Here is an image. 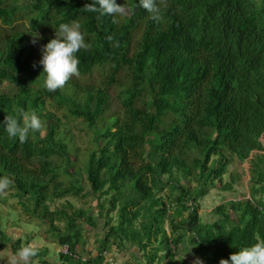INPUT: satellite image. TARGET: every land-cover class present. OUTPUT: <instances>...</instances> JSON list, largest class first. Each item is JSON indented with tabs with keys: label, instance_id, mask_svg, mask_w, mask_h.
Listing matches in <instances>:
<instances>
[{
	"label": "trees",
	"instance_id": "trees-1",
	"mask_svg": "<svg viewBox=\"0 0 264 264\" xmlns=\"http://www.w3.org/2000/svg\"><path fill=\"white\" fill-rule=\"evenodd\" d=\"M127 1L129 16H109L88 11L91 0H0V121L33 111L42 121L23 142L0 125V177L23 211L67 245L57 251L66 264H103L104 252L127 244L146 264L164 254L173 264L182 244L203 264H219L264 240V0H156L159 22L140 0ZM61 23H79L90 47L77 53L79 75L49 91L41 46ZM95 70L101 79L79 78ZM78 117L91 143L75 162L69 123ZM253 150L262 152L251 159L249 198L220 202L202 221L198 200L216 180L231 190L227 166ZM69 195L96 205L65 199L49 208ZM81 221L103 227L89 257L75 252ZM0 238L1 246L10 237Z\"/></svg>",
	"mask_w": 264,
	"mask_h": 264
},
{
	"label": "rangeland",
	"instance_id": "rangeland-1",
	"mask_svg": "<svg viewBox=\"0 0 264 264\" xmlns=\"http://www.w3.org/2000/svg\"><path fill=\"white\" fill-rule=\"evenodd\" d=\"M117 3L121 4L123 8V11L120 14L123 16H129V1L117 0ZM25 21L28 24L26 19ZM138 34L139 32L135 33L133 38H136ZM102 77L103 75L100 76L97 70H95L91 76L86 74L79 76V78H83L85 82L89 80H99ZM121 82H123V80H121ZM119 89L120 86L117 83L114 87L112 86L111 88H108L109 99H111L110 109L112 110L119 107L116 100ZM69 126L73 132L72 144L75 147V153L71 154L70 157L74 159L75 162L76 159L81 161L79 158H75V155L80 157L81 154L85 153L86 149L90 147V134H88L89 132L86 130V126L79 117L71 118ZM260 141L264 145V135L260 137ZM260 152L262 151L253 150L244 161L239 162L235 159L227 166L226 173L223 175L222 181H232L231 190H221L219 187L221 183L219 180H216L215 186L210 187L208 192L198 200L197 211L202 221L208 222L214 219L212 209L220 202L231 199L243 200L249 198L251 187V159L254 154ZM230 175H232V178H230ZM13 192L14 190L8 187L4 190H0V237L2 236V233H5L10 237L4 245L0 246V264H13V255L25 245L26 241L28 246L36 249V254L27 262L18 259L15 261V264H66L58 258L57 255V251H62V249L64 250V247H62V245H60L57 240H54L49 234V225L37 216H31L30 214L24 212L17 199L13 196ZM262 196L264 197V194H262ZM65 199L70 201L74 207L86 208L88 206L96 205V201L93 199L90 200L89 198L87 201H82L69 195L66 198L54 200L49 204V208L54 209L56 207H61L63 203H65ZM62 223H59V225L62 226ZM79 225L84 227V243L81 246L79 245V247H76V250L85 253V255L89 257L95 253L97 246L102 240L101 231L103 227L102 229L100 227L102 223H100L97 227H93L88 223L81 221L79 222ZM18 238L19 240H17L16 243L19 244L20 248L14 250L12 243H14ZM1 240L4 241L3 239ZM187 246L188 247L185 248L184 244H182L178 247L176 255L173 258H170L173 260V264H194V262L199 259V257L194 253L193 247L190 245ZM106 253L107 254L104 256L103 264H146V258L142 256L138 247L133 244H127L122 248L113 245ZM162 253L163 252L160 254ZM164 256L165 257L161 258L160 264H164L168 261V256L165 254ZM111 257L113 258L112 260L110 259ZM152 264L156 263L153 262ZM169 264H172V261Z\"/></svg>",
	"mask_w": 264,
	"mask_h": 264
},
{
	"label": "clouds",
	"instance_id": "clouds-1",
	"mask_svg": "<svg viewBox=\"0 0 264 264\" xmlns=\"http://www.w3.org/2000/svg\"><path fill=\"white\" fill-rule=\"evenodd\" d=\"M140 3L149 11L154 20L159 22L163 19L156 0H140ZM84 7L88 11L109 16L123 11L117 0H91ZM40 38V34L36 32L32 42L36 43ZM89 47L90 44L85 38V33L81 31L79 23H61L58 29H55V36L41 46L39 63L43 65L42 73L45 74L44 87L49 91H55L62 88L74 75H79L80 59L77 53ZM0 125L4 127L9 137H18L23 142L28 138L30 131L39 130L42 127V121L40 116L33 111L31 114L25 113L22 122L16 116L8 114L3 121H0ZM10 183L11 180L8 177H0V190L6 189ZM75 252L78 251L75 249ZM35 254L36 249L25 246L13 255V264L18 259L27 262ZM194 264H203V262L197 259ZM219 264H264V240L240 248L231 253L230 258H221Z\"/></svg>",
	"mask_w": 264,
	"mask_h": 264
},
{
	"label": "built area",
	"instance_id": "built-area-1",
	"mask_svg": "<svg viewBox=\"0 0 264 264\" xmlns=\"http://www.w3.org/2000/svg\"><path fill=\"white\" fill-rule=\"evenodd\" d=\"M62 247H64V250L61 248L63 252H66V251H68V249H67V246H66V245H63ZM104 254L106 255L107 253H106V252H104ZM110 259L112 260L113 258L111 257Z\"/></svg>",
	"mask_w": 264,
	"mask_h": 264
}]
</instances>
